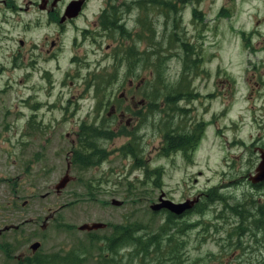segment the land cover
Returning <instances> with one entry per match:
<instances>
[{
	"label": "rangeland",
	"instance_id": "1",
	"mask_svg": "<svg viewBox=\"0 0 264 264\" xmlns=\"http://www.w3.org/2000/svg\"><path fill=\"white\" fill-rule=\"evenodd\" d=\"M102 1L97 0L86 17L76 22L78 30L94 29L92 15L102 9ZM159 1L116 0L117 10L123 5L122 16L133 12L127 22L129 29L136 7H142L141 29L132 37L147 29L153 31L154 50L149 52L157 64L166 21ZM176 6L181 10L179 31L192 52L185 58L178 49L165 51L158 72L168 86L177 85L186 68L184 76L192 95L178 106L185 109L188 126L197 128L200 135L197 146L187 154L162 152L166 118L163 98L149 97L151 87L144 93L146 82L152 79L145 80L152 72L141 68L139 76L135 70L125 73L123 57L115 61L106 49L117 48L113 41L104 39L98 50L90 39L83 42L70 28L57 58L40 63V72L32 74L27 82L25 59L19 55L13 59V55L25 51L17 39L29 43V59L32 46L40 45L42 38L51 37L54 30L42 24L24 35L17 31L14 43L0 41V227L13 228L0 244H14L18 238L13 263L34 253L62 255L87 250L88 264H96L101 247L97 241L91 243L89 237H104L110 225L123 223L136 222L155 230L161 216L153 214L151 207L160 203V197L173 203L194 202L216 188L230 203L245 202L246 206L250 200H264V190L253 191L248 184L249 174L261 160L260 151L264 152V17L256 27L245 15L231 21L218 20L214 9L205 12L202 0H179ZM173 21H167L171 24L167 30L173 29ZM242 31L249 37L243 43ZM140 40L144 43L142 36ZM213 41L217 47H212ZM126 44L124 52L129 42ZM145 47L138 44L142 56ZM46 71L47 77L42 78ZM108 74L116 80L96 91L93 77ZM130 82L132 89L128 87ZM33 107L39 110L36 121L47 124L45 129H23ZM100 119H106L115 133L123 132L105 144L106 161L77 172L68 160L76 145L75 135L82 123L96 125ZM203 123L207 124L204 135ZM129 132L139 139L133 143ZM125 146L127 151L138 147L145 167L160 174H150L146 180L141 168H131V157L120 152ZM66 178L68 181L62 183ZM89 182L91 196L86 187ZM221 209L222 205L216 203L204 215L187 218L191 226L184 237V257L201 264H262L264 234L239 236L244 249H228L237 219L231 215L224 221L219 219ZM53 210H57L56 218L45 221ZM91 224L104 227L80 230L82 225ZM36 242L40 248L32 252L30 247ZM4 259L0 251V264H5Z\"/></svg>",
	"mask_w": 264,
	"mask_h": 264
},
{
	"label": "trees",
	"instance_id": "2",
	"mask_svg": "<svg viewBox=\"0 0 264 264\" xmlns=\"http://www.w3.org/2000/svg\"><path fill=\"white\" fill-rule=\"evenodd\" d=\"M178 1L160 0L158 2L159 9L166 19L164 23L165 31L162 32L165 34V37L163 39V35H161V47L156 53L159 64L151 58L153 54L149 52V50H154L151 44L155 43L156 39L151 29H147L140 36L132 37L131 32L122 29L110 21V28L108 29V35H106L109 40L118 45L114 50L116 52L114 60L118 61V57L119 59L123 57L122 60H125L126 63L125 73L131 70H135L136 73L139 71L142 72L141 68L151 70V78L145 81L152 80L146 82V85L144 83V93H146L148 87H151L152 92L148 94L149 97H154L155 95L153 100L156 97L163 98L165 110H162V113L166 118L164 120L163 130L164 146L161 150L166 155L170 153L187 154V152L193 151V148L197 146L200 139V135L197 133L198 129L195 128L194 130L193 127L191 129L188 126L185 109L179 108L178 106L180 101L186 100L189 95H192V88L184 76L186 68H183L184 73L182 77L180 76L181 81L177 85L168 86L158 72L161 69L160 64H162L163 53L165 51L178 49V51L184 54L185 58L189 57L192 52L191 49L187 48V40L184 38V34L179 31L181 27V10L176 6ZM180 1L182 3L183 0ZM169 19H174V27L173 29L167 30V26L168 28L171 26L167 22ZM141 36L143 37L144 43L140 40ZM128 42V48L124 52V45H127L126 43ZM138 44L146 46L143 56L141 53L142 61L137 60V54L135 53ZM193 65L192 68H195V63ZM115 80L116 78L111 79L109 74L103 75L100 78L94 76L92 79L95 87H97L96 91L102 90L103 87L110 85ZM119 81H122L121 78ZM87 83L89 84L88 81ZM105 110L101 109L100 111V109H97L96 112L100 111L103 113ZM109 128L110 124L106 119H100L96 125H88L86 122L81 124L75 135L77 138L76 145L71 148L68 158L69 164L77 172H83L97 167L108 159V151L105 144L112 141L117 134L123 132L120 130L115 133ZM127 134H130L133 143L136 139H139L136 134L130 132ZM131 141L130 144H132ZM132 147L134 149H129V151H127L126 146L120 150L122 154L131 157V168H141L142 175L146 177V180L149 179L150 174L159 175L160 172L157 169L149 170L145 167V160L140 150L138 147ZM90 184V182L86 183L89 196H91ZM154 184L156 188L160 187L159 183L157 184V177ZM248 184L253 191L258 192L264 190V181L254 186L250 182ZM250 201L251 203L247 202L246 206H244L245 202L230 203L227 196L221 194L219 189L213 188L201 194L198 200H195L193 205L180 215H176L165 209L152 212L153 214L158 213L161 216V222L155 230H148V226L136 222L110 225L109 233L104 237L98 239L89 237L91 243L97 241L96 244L101 247V254L96 264H201L199 260L189 261V259L184 257V237L187 235V227L191 226L188 225L187 218L189 216L204 215L216 203L222 205L220 216H218L219 219L224 221L229 215L237 219V225L233 228L232 241L229 242L227 240V243L229 242L227 248L242 251L244 247L239 236H245L247 234L250 237L252 235L256 237L264 234V200L260 203L255 200ZM16 241H18V238L15 239L14 244L5 242L1 245L0 250L5 258V264H88L87 250H79L78 252H69L62 255L58 253L50 255L34 253L32 256H27L13 263V254L17 249ZM93 263L95 264V262ZM262 264H264V261Z\"/></svg>",
	"mask_w": 264,
	"mask_h": 264
},
{
	"label": "flooded vegetation",
	"instance_id": "3",
	"mask_svg": "<svg viewBox=\"0 0 264 264\" xmlns=\"http://www.w3.org/2000/svg\"><path fill=\"white\" fill-rule=\"evenodd\" d=\"M96 2L97 0H0V41H12L14 43V34L17 31L24 35L32 28H37L42 24L51 28L52 31L54 30V34L51 37L44 36L40 45L32 46L28 54L29 59L27 58V51L28 48H30L29 43H26L20 38L17 39L19 47L25 51L23 53H16L13 55V59L15 60L17 55L25 59V65L28 67L24 74V78L27 79L26 82L32 78V74L40 72V63H47L48 58L50 60H55L57 58V55L63 48L64 36L70 28L80 34L83 42L90 39L91 43L98 50H101L104 39H108L106 35H108L110 21L131 33L136 32L137 29H141L142 7H136V17L133 26L129 29L127 27V22L131 19L132 15L130 14L133 13L132 10H129L126 15L122 16L123 5L121 9L119 8L117 10L116 0H103L101 2L103 5L102 9H99L96 15H92L93 21L91 25L94 29L78 30L76 22L85 18L91 6ZM202 4L207 14L214 9L218 16V20L224 18L225 20L231 21L240 15H245L248 20H252V25L258 27L259 21L264 17V0H202ZM137 5L140 4L138 3ZM214 22L215 20H212V23ZM207 25L204 27L205 31L207 30ZM240 35L242 37V43L244 40L246 42L249 38L244 31H242ZM212 47H217L215 41L212 42ZM43 48L45 51H43ZM106 49L111 52L114 60V50L111 51L109 46H106ZM135 53L137 54V60L140 61L141 51L137 49ZM140 74V71L137 72L138 76ZM41 77H47V71L42 72ZM128 87L129 89L134 88L132 82L128 83ZM29 88L30 87H28V89ZM124 95L129 96L126 93H124ZM38 111L39 110L34 107L33 110L29 111L30 115L28 118L30 119H28L26 123H23V129L28 131L30 129H36L37 127L40 130L45 129V125L47 124H44L41 120L38 122L36 121L38 119ZM111 111H116V109L112 108ZM111 114L112 113H110V115ZM206 129L207 124L205 125L203 123V135ZM197 200L198 199H196V201ZM24 205L25 204H23V206ZM56 213L57 210L50 211V216L44 217L45 221L48 222L50 219H55L56 217L54 214ZM12 229V225H3L0 227V239L4 237V234L12 231ZM1 245L2 244H0V249Z\"/></svg>",
	"mask_w": 264,
	"mask_h": 264
},
{
	"label": "water",
	"instance_id": "4",
	"mask_svg": "<svg viewBox=\"0 0 264 264\" xmlns=\"http://www.w3.org/2000/svg\"><path fill=\"white\" fill-rule=\"evenodd\" d=\"M261 155H260V162L256 168V170L254 171L253 174H249L248 176V180L252 185H256V184H260L264 181V152L260 151ZM68 181V178H66L65 180L62 181V183H65ZM159 202L158 204H155L151 207L152 211H158L160 209H165L168 210L176 215H180L182 214L184 211L188 210L193 203L195 202H183V203H173L171 201L168 200H164L162 197L159 198ZM104 227L102 224H91V225H82L80 227V230H86V231H90V230H94V229H98V228H102ZM40 248V244L38 242L34 243L31 245L30 249L32 250V252H36L38 249Z\"/></svg>",
	"mask_w": 264,
	"mask_h": 264
}]
</instances>
